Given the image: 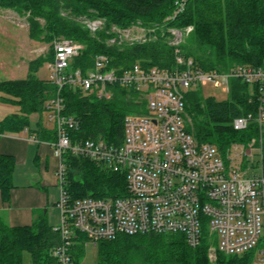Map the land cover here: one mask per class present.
I'll return each mask as SVG.
<instances>
[{
  "label": "trees",
  "instance_id": "trees-1",
  "mask_svg": "<svg viewBox=\"0 0 264 264\" xmlns=\"http://www.w3.org/2000/svg\"><path fill=\"white\" fill-rule=\"evenodd\" d=\"M1 9L26 17L29 36L37 42L49 44L64 37L82 43L85 50L74 60L72 68H81L84 73L94 68L97 55L109 56L110 68L118 73L135 64L161 69H174L176 65V47L161 37L133 45L109 43L115 37L110 31L113 26L125 28L137 21L145 25L162 23L179 10L176 0H0ZM84 17L104 20L105 28L92 33L80 20ZM171 22L193 27L183 45V54L204 70L228 71L235 65H264V0H191ZM52 51L47 57L40 56L29 63L26 78L0 81V100L20 107V113L0 121V138L5 132L29 128L30 115L45 113L57 87L50 80L39 78L38 71L46 60L53 61ZM109 89L113 96L107 100L81 89L64 88V114L80 123L69 132L73 141L103 138L108 144L120 146L126 117L149 114L143 93L120 84L110 85ZM254 90L252 85L238 80L232 81V91L226 100L206 97L201 87L189 90L185 96L187 130L200 143L215 144L223 155L234 143H248L259 136L257 124L253 122L248 129L237 131L232 123L237 117L256 112ZM34 132L41 140H56V130L46 128L42 118ZM64 161L66 188L74 199L127 195L124 172H115L70 152L64 155ZM14 168V158L0 152V190L5 201L11 198ZM59 242L60 235L46 216L27 226L13 227L0 221V264H53L52 250ZM214 244L217 239L206 226L196 248L181 233L121 234L97 243L101 264H253L255 260L254 251L242 255L217 252L212 260L209 249ZM83 249L84 244L74 246L75 264Z\"/></svg>",
  "mask_w": 264,
  "mask_h": 264
},
{
  "label": "built area",
  "instance_id": "built-area-1",
  "mask_svg": "<svg viewBox=\"0 0 264 264\" xmlns=\"http://www.w3.org/2000/svg\"><path fill=\"white\" fill-rule=\"evenodd\" d=\"M176 1L179 10L174 18L191 0ZM81 21L92 33L105 24L102 19ZM136 41L129 44L147 43L144 37ZM52 46L49 80L57 92L47 102L46 112L56 130L52 145L60 159L57 176L61 189V224L54 227L60 242L52 250L53 264H75L73 248L77 243L97 245L121 234L181 233L196 248L205 226L217 239L209 249L212 260L217 252L242 255L254 251L253 264H264V65L207 71L176 48L174 69L135 64L118 73L110 68L109 56L97 55L94 68L84 73L72 68L85 50L82 43L59 37ZM234 80L256 88L252 94L256 95L257 110L235 118L232 126L243 131L254 122L259 136L248 143L232 144L223 155L215 144L200 143L187 130L185 96L191 89L208 85L221 88L228 96ZM114 84L143 93L149 114L126 117L120 146L103 138L73 141L69 132L80 123L64 114V88L109 100L113 96L109 86ZM67 152L124 172L127 195L74 199L66 188Z\"/></svg>",
  "mask_w": 264,
  "mask_h": 264
},
{
  "label": "crops",
  "instance_id": "crops-1",
  "mask_svg": "<svg viewBox=\"0 0 264 264\" xmlns=\"http://www.w3.org/2000/svg\"><path fill=\"white\" fill-rule=\"evenodd\" d=\"M23 34L28 36V45L37 43L30 38L29 32L2 25L0 21V81L24 79L28 75L29 66L22 74L18 61L7 59L8 47L12 52L15 47H20ZM18 113V105L0 100V121ZM34 114L30 115L29 128L20 132H5L0 138V152L15 160L10 201L3 199L0 190V221L13 227L31 225L42 216H46L53 226L51 211L59 209L61 189L57 173L60 159L54 155L52 141L41 140L34 134L41 118L46 128L53 130L55 125L49 121L46 111L32 123Z\"/></svg>",
  "mask_w": 264,
  "mask_h": 264
},
{
  "label": "rangeland",
  "instance_id": "rangeland-1",
  "mask_svg": "<svg viewBox=\"0 0 264 264\" xmlns=\"http://www.w3.org/2000/svg\"><path fill=\"white\" fill-rule=\"evenodd\" d=\"M0 21L2 25L8 27H16L21 29L23 32H28V26L22 28L21 26L24 24H28V20L26 17H21L18 13L14 12L13 10H0ZM83 19V18H81ZM80 19V20H81ZM84 19H89L84 17ZM172 19H174L173 15H168L166 19L162 23H155L151 25H145L141 23V21H137L131 26L125 28L114 29L113 26L110 31L115 34L116 41L119 43L129 44L130 42H137L136 40L141 38H146L147 42H152L157 40L159 37L166 39L172 46L179 48L181 53H184L183 45H185L187 39L189 38L190 34L193 31L192 26H177L172 25ZM96 20V19H91ZM98 20V19H97ZM105 28V24L102 28L99 29L103 30ZM28 34V33H27ZM113 37V38H115ZM112 38V39H113ZM20 47H15V51H10L8 47V56L7 59L10 60H17L18 64L21 66V73L25 74V70L28 69L29 62L32 60L37 59L38 57L48 56L50 52H53L52 43H42L37 42L32 45H28L29 39L26 34L22 35ZM112 41H109L110 44H115ZM13 45V44H12ZM19 48H21L19 50ZM19 58V59H18ZM52 60H46L41 68L38 71L39 78L43 80H48L50 74L49 65ZM21 75V74H20ZM203 93L206 97H213L217 100H226L227 94L223 92V90L219 87H215L214 85H208L203 88ZM40 114H34L32 116V123L39 117ZM59 194V193H58ZM60 195V194H59ZM59 198V197H58ZM61 199V197H60ZM60 209V208H59ZM56 209L51 211V222L53 227H57L61 224V210ZM83 244V243H77ZM84 253L83 255L79 256L78 264H101L100 258V247L91 241H87L84 245Z\"/></svg>",
  "mask_w": 264,
  "mask_h": 264
}]
</instances>
